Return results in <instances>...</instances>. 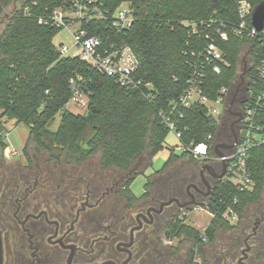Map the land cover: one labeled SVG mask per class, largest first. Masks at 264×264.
Returning <instances> with one entry per match:
<instances>
[{
    "label": "trees",
    "instance_id": "obj_1",
    "mask_svg": "<svg viewBox=\"0 0 264 264\" xmlns=\"http://www.w3.org/2000/svg\"><path fill=\"white\" fill-rule=\"evenodd\" d=\"M240 0H99L111 12L122 3L130 4L134 20L121 33L109 32L102 22L89 26L91 32L110 35L132 45L141 58L139 88L120 86L116 79L98 72L78 57L61 56L53 39L61 30L39 23L40 16L64 6L68 0H0V150L7 147L4 133L7 121L28 127L30 143L48 154L47 162L56 166L82 165L98 159L97 174L116 168L124 173L122 195L130 203L139 199L130 184L153 165L154 157L164 148L170 130L160 121L159 111L168 109L183 94L192 68L193 50L204 44L205 37L192 33L185 21L215 17L238 22ZM253 8L264 0H247ZM203 34V32H202ZM226 64L221 73L207 70L205 93L214 99L222 87L233 88L239 78L243 53L248 55L246 79H256L260 56L257 43L232 34L228 41L219 40ZM75 79L88 93L89 103L84 114L66 108L72 96L70 80ZM146 83L151 86L147 87ZM255 89L264 92V82ZM180 119V142L199 144L220 129V117L212 116L205 106L183 108ZM60 114L56 130L51 125ZM6 118V119H3ZM264 135V107L256 118ZM156 172L166 171L175 161L187 158L199 161L189 151L176 152ZM213 154L212 149L209 151ZM253 181V189L243 191L228 178L219 179L206 206L214 213L204 229L186 222L185 215H174L162 228L153 247L154 264H174L183 247L184 264H212L205 246L217 241L219 232L236 228L225 213L233 208L243 218L246 207L257 205L264 192V142L252 145L245 157ZM190 169L184 176H193ZM185 178V179H186ZM148 181V187L153 183ZM184 179V178H182ZM185 179L183 182H185ZM182 181V180H181ZM179 192V188L174 190ZM164 239L177 241L164 244Z\"/></svg>",
    "mask_w": 264,
    "mask_h": 264
},
{
    "label": "flooded vegetation",
    "instance_id": "obj_2",
    "mask_svg": "<svg viewBox=\"0 0 264 264\" xmlns=\"http://www.w3.org/2000/svg\"><path fill=\"white\" fill-rule=\"evenodd\" d=\"M246 72L244 62L237 89L242 88ZM232 93L231 108L222 116L223 133L215 138L216 143L224 141L223 150L238 141L241 130L235 114L243 116V100ZM23 156L24 164L0 166L3 264H154L153 247L172 217L165 208L176 204L179 211L204 205L222 173L220 161L199 160L202 181L194 172L187 189L179 188L178 193L188 200L172 197L179 203L161 208L165 201L157 203L146 190L130 203L122 195L123 178L106 172L88 180L85 161L82 165L56 166L47 161L41 165L26 158L24 151ZM183 203L191 204L181 207ZM250 250L249 246L239 264H246Z\"/></svg>",
    "mask_w": 264,
    "mask_h": 264
},
{
    "label": "built area",
    "instance_id": "obj_3",
    "mask_svg": "<svg viewBox=\"0 0 264 264\" xmlns=\"http://www.w3.org/2000/svg\"><path fill=\"white\" fill-rule=\"evenodd\" d=\"M99 0H68L64 6L55 8L51 12L40 16L39 23L52 27L67 29L73 37V45L61 44L58 48L61 56L78 57L85 61L93 69L116 79L122 87L139 88L143 80L138 76L141 58L134 47L121 39H111L110 35L91 32L89 26L98 22L105 25L109 32L121 33L127 30L133 23V10L128 3H122L116 10L102 8ZM126 4V5H125ZM254 8L247 0L238 1V22H227L215 17L206 20L185 21L192 27V33L204 36L205 42L193 50V59L190 61L192 68L190 76L186 80L187 87L176 101H172L168 109L159 111L161 123L179 138L182 136L180 130V119L184 116L182 109L195 105L205 106L208 113L215 117H222L229 107L233 92L235 97L243 100V116L241 119V130L239 139L233 148L223 151L219 157L215 153L216 136L208 135L205 142L195 144H183L177 146L180 151H189L198 160H218L223 169V161L227 163L224 177L230 178L241 190L253 189V181L246 167L245 157L252 145L264 142V135L260 133L261 126L257 124L256 118L264 107V92L257 91L256 82H264V27L258 30L252 23ZM203 32V34H202ZM232 34L251 39L257 43L256 54L260 61L256 66V79L252 81L245 78L242 88L237 89V81L233 88L222 87L218 95L211 99L204 88V80L207 70L221 73L223 64H226L224 51L219 40L228 41ZM247 73V72H246ZM246 76V75H245ZM72 96L69 102L85 107L87 109L89 96L81 85L71 79ZM150 87V83H146ZM232 93V94H231ZM221 105V107H220ZM9 131L4 136L7 138ZM7 148V147H6ZM212 149L213 154L209 151ZM17 154V151H10ZM223 177V178H224ZM200 206V205H198ZM197 207V206H196ZM208 212L214 216L209 208ZM225 216L237 217L233 208H229Z\"/></svg>",
    "mask_w": 264,
    "mask_h": 264
},
{
    "label": "rangeland",
    "instance_id": "obj_4",
    "mask_svg": "<svg viewBox=\"0 0 264 264\" xmlns=\"http://www.w3.org/2000/svg\"><path fill=\"white\" fill-rule=\"evenodd\" d=\"M73 42L72 35L65 28L61 29L53 39V43L56 47H59L61 44L72 46ZM248 61V55L243 53L240 62V71L244 66V62L247 67L249 64ZM66 108L74 113L80 114H84L87 111L85 107L78 106L73 102H69L66 105ZM60 118L61 115L58 114L51 125L52 130L58 128ZM222 122L223 119L220 117V129L218 131L219 138L225 127ZM6 126L7 131H9L6 138L7 148H5V150H0V166H3L4 164L7 166H15L19 163H26L23 156V149L25 148L29 137L28 127L22 123L17 124L15 120L7 121ZM223 142V140L218 141V143ZM179 145V138L173 131H171L167 136L164 148L154 157L153 165L144 173L139 174L130 184V189L135 195L141 196L144 194L145 185L150 176V181L153 185L151 184L148 187V191L154 195L157 203L159 200L166 201L172 197L178 196L182 200H188L186 193V196H184L183 194L180 195L179 193H175L174 190L183 187V191H185L187 186L192 183V176L188 178L184 176L190 169L195 170V174L199 175V179L202 181L199 173L202 166L201 161L192 162L187 158H183L175 161V163H173L166 171L156 172L163 167L164 163L170 156V147ZM11 150L17 151L19 154H16L15 157L14 154H10ZM219 150L224 151L222 148H219ZM179 151L178 147H176V152L179 153ZM25 155L26 158L39 162L41 165L44 161H47L48 158V154L43 150H38L34 143H30ZM98 166V159L96 158H91L85 162V174L88 180H92L97 176ZM106 172L108 176L111 175L117 179L123 178L124 176V173L116 168H110ZM182 178H186L185 182H183L184 179ZM205 178L208 180V177ZM191 192H193V189H191ZM165 213L171 214V216L181 213V217L185 215L187 223L201 230H204L212 220V215L208 212L207 207L202 206V204L201 206H190L179 211L178 208H176V204H172L165 208ZM243 216L244 217L241 219L238 216L230 218V221L236 225V228L231 232H219L217 241L212 245L208 244L205 246L207 257L212 264H239V261L243 259V253L249 246L251 247V250L248 252V258L245 260L246 264H264V259L261 258V256L264 255V192L261 201L257 205H251L244 209ZM247 239H249L248 244H246ZM164 241V244L166 245L171 243L168 239H165ZM172 242L176 243L177 241ZM186 258L187 251L184 246L181 253L178 255V258H176L173 263L184 264Z\"/></svg>",
    "mask_w": 264,
    "mask_h": 264
},
{
    "label": "water",
    "instance_id": "obj_5",
    "mask_svg": "<svg viewBox=\"0 0 264 264\" xmlns=\"http://www.w3.org/2000/svg\"><path fill=\"white\" fill-rule=\"evenodd\" d=\"M252 23H253L254 27H256L258 30L263 29V27H264V1L254 8L253 15H252ZM229 108H231V106ZM235 115L239 116L237 121H240L242 119V115H240V114H235ZM234 145H228L227 147L233 148ZM224 146H226V145H224L222 143H217L215 145V153L217 154V156H219V157L223 156L224 153H223V151H220L219 148L224 147ZM226 168H227V163L225 161H223L222 173L220 175H218L217 178H223L225 176ZM173 202L179 203V200L177 198H171L168 201L162 202L161 208H163L166 205H170ZM189 204H191V203H183V204H181V207L188 206ZM0 264H3V238H2L1 229H0Z\"/></svg>",
    "mask_w": 264,
    "mask_h": 264
}]
</instances>
